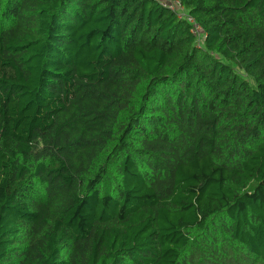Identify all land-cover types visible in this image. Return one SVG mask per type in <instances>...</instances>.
Wrapping results in <instances>:
<instances>
[{"label": "trees", "instance_id": "trees-1", "mask_svg": "<svg viewBox=\"0 0 264 264\" xmlns=\"http://www.w3.org/2000/svg\"><path fill=\"white\" fill-rule=\"evenodd\" d=\"M0 264H264V0H0Z\"/></svg>", "mask_w": 264, "mask_h": 264}, {"label": "built area", "instance_id": "built-area-1", "mask_svg": "<svg viewBox=\"0 0 264 264\" xmlns=\"http://www.w3.org/2000/svg\"><path fill=\"white\" fill-rule=\"evenodd\" d=\"M167 6H169L171 9L178 10L181 15H184L183 9L177 1L176 2H168Z\"/></svg>", "mask_w": 264, "mask_h": 264}]
</instances>
